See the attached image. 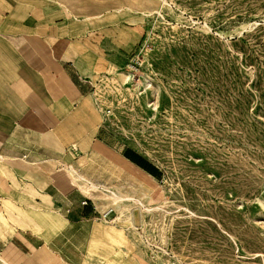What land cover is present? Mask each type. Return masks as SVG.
<instances>
[{"label":"rangeland","instance_id":"1","mask_svg":"<svg viewBox=\"0 0 264 264\" xmlns=\"http://www.w3.org/2000/svg\"><path fill=\"white\" fill-rule=\"evenodd\" d=\"M65 1L66 47L106 146L68 157L97 188L95 213L66 229V253L80 264H264V0ZM128 149L154 180L122 170Z\"/></svg>","mask_w":264,"mask_h":264},{"label":"crops","instance_id":"2","mask_svg":"<svg viewBox=\"0 0 264 264\" xmlns=\"http://www.w3.org/2000/svg\"><path fill=\"white\" fill-rule=\"evenodd\" d=\"M59 1L0 0V264H80L65 232L96 211L68 157L101 147V121L66 47L73 4ZM133 160L156 175L134 151L117 154L127 174L154 180Z\"/></svg>","mask_w":264,"mask_h":264},{"label":"bare ground","instance_id":"3","mask_svg":"<svg viewBox=\"0 0 264 264\" xmlns=\"http://www.w3.org/2000/svg\"><path fill=\"white\" fill-rule=\"evenodd\" d=\"M72 172H73V171H72ZM79 177H80V176H79ZM148 179H149V180H152V178H149V177H148ZM80 180H82V181L86 184V181L83 180L81 177H80ZM90 187H91L93 190H95V189L97 188V186H95V185H93V184H90ZM104 190H105V189H104ZM112 195L114 196V198L117 200V202H118L119 204L122 203V202H125V201H131V199H129V198H121V197L115 195L114 193H112ZM99 234H100V236H101L102 238H105V237H109V236H110L109 230H102ZM105 262H106L107 264H114V263L111 261L109 255H107V256L105 257Z\"/></svg>","mask_w":264,"mask_h":264},{"label":"trees","instance_id":"4","mask_svg":"<svg viewBox=\"0 0 264 264\" xmlns=\"http://www.w3.org/2000/svg\"><path fill=\"white\" fill-rule=\"evenodd\" d=\"M130 152V151H129ZM127 155V153H126ZM140 159V158H139ZM134 161V160H133ZM137 162V161H134ZM140 166L144 167V169H146L147 171H149L150 174L155 175L154 172H152L149 168H147L146 166H143L139 161L137 162ZM152 167V166H151ZM153 171H156V169L153 168Z\"/></svg>","mask_w":264,"mask_h":264},{"label":"built area","instance_id":"5","mask_svg":"<svg viewBox=\"0 0 264 264\" xmlns=\"http://www.w3.org/2000/svg\"><path fill=\"white\" fill-rule=\"evenodd\" d=\"M86 204H87V203H86V200H84V201L82 202V205L85 206Z\"/></svg>","mask_w":264,"mask_h":264}]
</instances>
